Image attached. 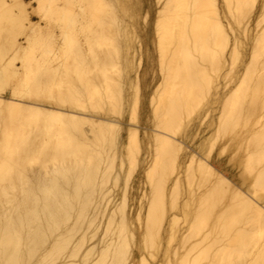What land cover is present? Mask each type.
<instances>
[{
  "label": "snow or ice",
  "instance_id": "6c2138e0",
  "mask_svg": "<svg viewBox=\"0 0 264 264\" xmlns=\"http://www.w3.org/2000/svg\"><path fill=\"white\" fill-rule=\"evenodd\" d=\"M230 7L256 5L251 0ZM246 23L247 16L235 13L225 22L216 0H0V264H264V32L253 38ZM259 25L264 27V11ZM125 49L132 69L137 62L150 74L155 69L162 106L180 113L179 128L163 123L153 97L163 139L156 138L149 171L150 203L131 222L134 153L129 151L122 172L119 164L112 168L110 157L97 166L96 145L80 136L74 117L64 115L87 112L90 100L106 88L114 91ZM217 84L226 98L222 108L188 106L185 114L191 91L207 97ZM138 103L137 96L126 109L132 127ZM202 120L212 122L215 133L197 141V178L212 176L230 200L213 201L203 183L198 191L191 166L183 179L181 161L191 146L180 137ZM117 136L113 126V142ZM245 148L244 182L230 183L225 170ZM109 215L120 222L114 256L100 243V235L105 243L109 235L103 225L110 230L113 224Z\"/></svg>",
  "mask_w": 264,
  "mask_h": 264
},
{
  "label": "bare ground",
  "instance_id": "6f19581e",
  "mask_svg": "<svg viewBox=\"0 0 264 264\" xmlns=\"http://www.w3.org/2000/svg\"><path fill=\"white\" fill-rule=\"evenodd\" d=\"M4 3L13 4L16 3V0H3ZM111 3L119 5L121 0H110ZM159 3L160 0H157ZM251 2V0H216L218 4V12L221 18L225 22H227L228 17L235 13L240 19H243L247 16V23L244 25L245 29L248 31L249 35L253 38L257 36L258 32H264V27H260L259 19L260 14L264 11V0H254L256 7L252 10L247 8H238V7H230L233 5H242ZM118 31V29H117ZM139 40L140 38L137 37ZM145 51H147L148 45L145 44ZM153 51L155 48L153 47ZM137 52L135 49L132 50L131 56L132 59L135 60ZM128 52L125 49L123 53V67H120L121 61L117 60V69L118 74L115 77V82L113 84V92H109L107 88L103 92L102 95L98 94L95 100H90L88 103V111L84 112L81 109H72L68 112L64 113V115L68 117H74L76 121H78V132L81 137L84 139H91L92 142L96 145L97 151L96 155V163L99 166L100 162L106 163L111 158L112 168L115 169L117 164H119L120 171H123L125 158L128 156L129 151L134 153L133 160L135 161L136 167H140L139 179L136 180L135 185H131L134 189L137 187L138 189H142V193L130 192L129 190V204L127 207V217L129 222H131L132 216L135 214L139 217L140 209L142 206H146L150 203L149 197L152 194V178L149 176V171L153 168V165L156 163V155H157V136L161 135L163 139V128L157 127L155 109L153 107V97H156V105L161 108V115L163 116V123L168 124L169 126L175 125L177 128L180 127V113L171 107H164L161 103V98L157 95L156 89L159 87V81L157 79V75L155 69H153V73L151 79L147 80L146 74L148 70L140 66L139 62L136 64V68L132 69L131 63L127 59ZM145 79V88L146 91L143 93L142 82ZM139 97V103L137 106V119L135 122V127H132V120L130 112L126 109L129 105V101L131 100L133 104L136 103V98ZM221 98L224 97V89L220 87L219 84L216 85V89L209 96H203L202 91L199 89L195 91H191L189 93V98L186 100V109L188 106H195L199 108L202 105L211 104L212 111L215 112L217 106L222 108V104H220ZM226 99V98H225ZM147 104L146 109V118L145 124L143 127V134L139 136L140 131V118H141V104ZM145 106V105H144ZM121 109L117 112V109ZM125 112H128V124L125 122ZM143 113V112H142ZM118 114V115H117ZM117 115V116H116ZM207 115V113H205ZM218 122V117L216 118ZM202 125H206L208 128L207 132H202ZM115 126L118 129V136L115 142L112 141V128ZM200 130V131H199ZM202 132V134H201ZM215 133V128L213 123L210 121H199L194 122L190 126L183 129V134L180 137L181 142H187L190 145V148L185 149V155L181 161V167L184 169V181L187 182L189 166H191L193 172V180L197 184V190L199 191V185L201 183L204 184L205 192L207 195L211 196L213 201L216 200H225L231 198L229 190L227 188H218L214 178L210 175H203L202 178H197L200 173L201 168V158L198 155L199 144L197 141L203 142L209 137H212ZM134 134V135H130ZM198 136V138H197ZM196 149L193 151L191 149ZM247 149L245 148L243 152L245 154H241L239 159L233 164V166L238 169V177L242 184L244 182V174L243 170L247 166ZM160 163L159 168L160 171L163 172L166 167L167 158L163 151V147H161L160 152ZM213 164H215L213 162ZM117 176L120 175V172L116 173ZM153 177H155V171H153ZM179 178V177H177ZM226 179H229L230 183L233 181L227 174L225 175ZM250 178V177H249ZM236 180V181H237ZM172 185L175 184V180L169 181ZM115 183V181H113ZM132 183V180H131ZM139 194V195H138ZM143 201V205L142 202ZM108 206L105 205V208ZM178 215L175 217V221L177 222V239L180 241V247H183V238L179 235L183 231V223L181 222L183 216V206L178 204ZM104 218L101 217V220ZM109 220L113 221L112 227L109 230L108 225L104 224L103 228L105 231L109 232L107 237V241L105 243V237L100 235V243L104 244V247H112V255H115V247L114 245H118L120 243V222L112 215L108 216ZM171 223V221H169ZM137 231H139V220H137ZM96 233H101V226H96ZM159 239V236H158ZM91 243V240L88 241ZM175 243V241H173ZM164 251L168 250V239L166 238L163 241ZM102 254L105 258L108 257L109 253L104 251V248L101 249ZM3 253L0 252V260H2ZM163 258V257H162ZM173 260L176 258V248H172V257ZM96 259H100L99 256Z\"/></svg>",
  "mask_w": 264,
  "mask_h": 264
},
{
  "label": "rangeland",
  "instance_id": "374dc122",
  "mask_svg": "<svg viewBox=\"0 0 264 264\" xmlns=\"http://www.w3.org/2000/svg\"><path fill=\"white\" fill-rule=\"evenodd\" d=\"M152 73H153V71L151 72V74L149 72L146 74L147 80L148 79L149 80L151 79ZM144 81H145V79L142 82L143 93L146 91V88L144 86L145 85V82ZM146 106H147V104H144V103L141 104V109H140V111H141V118H140V127H139L140 128V131H139V136H142V134H143V127H144L143 124H145V118H146V115H145V113H146V110H145L146 108L145 107ZM124 116H125V122L128 124V122H129L128 121V117H127L128 116V112L127 113L125 112ZM201 129H202V132H205V133L208 130V128L206 127V125H202ZM202 132H201V134H202ZM197 138H198V136H197ZM214 163H216V162L214 161ZM225 172H226V174L233 181H236L237 180V177H238V169H237V167L231 165L228 169L225 170ZM139 175H141V173H140V167L138 166L137 169H135V171L133 172V177H132V183H131V185H135L136 180L139 179ZM130 189H131L130 192L131 191L134 192L135 195H136V193L141 194L143 192L142 189H138V191H137V187H135L134 189L131 187Z\"/></svg>",
  "mask_w": 264,
  "mask_h": 264
}]
</instances>
